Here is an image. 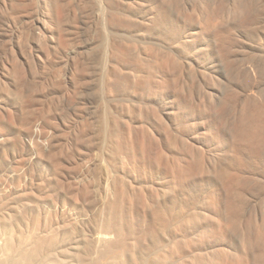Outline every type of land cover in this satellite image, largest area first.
<instances>
[{
	"label": "rangeland",
	"instance_id": "374dc122",
	"mask_svg": "<svg viewBox=\"0 0 264 264\" xmlns=\"http://www.w3.org/2000/svg\"><path fill=\"white\" fill-rule=\"evenodd\" d=\"M157 1L154 13L191 41L166 46L157 36L163 21L147 17L153 0H0V233L82 239L113 216L123 233H179L140 199L157 174L116 155L115 145L152 134V150L161 147L171 162L182 150L173 135L211 140L214 127L241 131L264 100V0ZM161 50L178 62L166 63ZM149 65L162 66L161 89L136 85L132 71ZM248 167L261 180L241 181L232 207L219 204L231 217L200 213L184 222L188 248L206 263L224 242L230 256L248 243L250 263L264 264L256 237L264 236V171ZM119 175L133 182L129 200L119 201L111 185ZM201 176L192 189L208 206Z\"/></svg>",
	"mask_w": 264,
	"mask_h": 264
},
{
	"label": "bare ground",
	"instance_id": "6f19581e",
	"mask_svg": "<svg viewBox=\"0 0 264 264\" xmlns=\"http://www.w3.org/2000/svg\"><path fill=\"white\" fill-rule=\"evenodd\" d=\"M159 2L153 0L152 6L150 5L147 9L149 21H163V26L157 32V36L163 38L166 46L170 43L180 45L182 40L184 42L191 41V35L182 34L184 31L178 27H169L165 14L161 12L163 15L160 16V14L154 13L155 3ZM179 37L182 40H179ZM189 37L190 40H187ZM161 52L166 54L163 57L166 63L168 60L178 62L169 51L161 50ZM121 66L120 62L114 64L118 70ZM161 67L155 68L149 65L142 67L143 72L133 70V74L141 78L136 85L143 89H161L166 80ZM248 113L250 116L242 127L243 129L239 131V126L233 134L232 130L231 133L225 130L227 135L224 130L219 131L216 127H214L216 132L211 140L207 137L202 140L195 135H190V139L183 135L177 137L175 133L174 139L172 137L170 139L173 140L171 143H175L180 138L179 141L182 143L180 145L179 142V145L182 150L180 149L178 154L171 155L173 157H171V162L165 161L168 157L163 159L164 155H169H167L168 152L166 154L164 150L162 151L161 147L158 150H152L151 143L153 142L150 141L153 138L152 134V137L149 134L150 138L147 137V133H144L142 138L136 142V146L120 141L116 143V155L127 156L136 168H145L152 176L157 174L155 177L157 179L150 175L151 179L153 178L150 181V186L146 183L141 185L144 188L149 186L151 191L144 194L142 192L143 195L140 199H144L143 202L147 199L151 202L152 206L150 205V207L154 210L156 219H160L161 226L174 224L179 233H123V228L115 220V216L103 225L101 224L103 230L98 231L99 233H90L89 237L82 239L76 238L75 235H78L76 233H61L58 236L48 233L53 236L50 238L46 233H0V264H188V262L192 264H251V258L256 255L250 254L248 243H244L246 247L242 245L246 251L241 248L242 254L231 256L227 254L228 248L224 242L213 243L211 251H216L221 256L213 253L210 257L213 262L209 260L210 262L206 263L208 258L205 259L203 252L196 254L194 249H189L187 243H190V240L187 239L188 237L186 238V233H182V231L184 232V222L190 217H198L197 215L200 213L214 215L219 221L223 214L231 217L234 214L233 211H222L218 207L219 204L221 205L224 201L226 208L232 207L233 193L240 194L237 186L241 184V181L261 180V178L245 172L251 173V169L248 167L249 163H254L259 167L263 166L264 171V100H261L260 105H254ZM153 114L156 119L161 120V116L155 111ZM126 130L128 134L131 132V125L127 122ZM167 150L169 151V148ZM256 157L259 159H255ZM199 174L202 175L201 177L207 178L205 181H199L204 182L205 187L198 190L202 192L204 197L202 199H205L210 208L203 200L199 201L200 197L196 194L197 189L193 190L197 186L194 179ZM116 181V184L113 182L111 185H115L118 200L124 198L129 200L130 194L126 187H134L133 182L125 181L122 175H119V179ZM262 200L264 203V196ZM256 234L259 241L264 243L263 233L257 232ZM263 248L260 246L262 250L258 252L255 250L258 253V258H256H260L259 262L262 261V263H264ZM251 253H253V249Z\"/></svg>",
	"mask_w": 264,
	"mask_h": 264
}]
</instances>
